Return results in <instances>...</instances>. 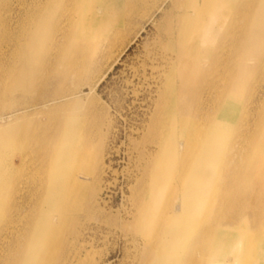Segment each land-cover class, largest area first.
Returning <instances> with one entry per match:
<instances>
[{
  "label": "bare ground",
  "instance_id": "obj_1",
  "mask_svg": "<svg viewBox=\"0 0 264 264\" xmlns=\"http://www.w3.org/2000/svg\"><path fill=\"white\" fill-rule=\"evenodd\" d=\"M121 2L59 0L62 9L52 40L42 47L38 34L46 13L55 9L54 0H0V264H72L79 259L78 249H64L61 233L74 220L71 212L88 214L94 208L89 197L95 192L97 158L84 121L72 113L79 109L72 101L81 84L90 86L82 77L93 70L99 37L109 46V22ZM235 3L189 0L176 16L178 41L208 45L181 49L179 55L188 63L174 70L168 84V116L185 117L192 127L179 148L182 156L173 155L175 147L168 143L150 177L151 190L159 173L174 165L171 193L176 203L172 214L160 219L154 238L146 241L160 255L153 260L144 256L140 264H264V107L252 108L255 85L261 84L264 71V54L258 59L264 52V13L261 0H247L242 7ZM222 9L242 13L244 31L231 43V63L216 59L223 63L224 75L211 82L205 79L215 74L214 61L202 69L199 60L214 39L212 27L223 22L216 15ZM189 11L193 13L184 14ZM70 27L77 28L83 40L66 58L60 41ZM253 59L258 62L250 68ZM53 84L55 91L46 97ZM201 90L208 92L203 109L180 110L183 97L196 98ZM252 112L256 118L251 131ZM39 116L44 122L36 119ZM15 153L19 157L14 166L7 155ZM32 159L39 162L42 175L31 194L28 178L19 180L18 172ZM154 196H162L159 188ZM150 204H155L154 197L145 211L138 210L136 220H151ZM16 216L24 219L19 228Z\"/></svg>",
  "mask_w": 264,
  "mask_h": 264
},
{
  "label": "rangeland",
  "instance_id": "obj_2",
  "mask_svg": "<svg viewBox=\"0 0 264 264\" xmlns=\"http://www.w3.org/2000/svg\"><path fill=\"white\" fill-rule=\"evenodd\" d=\"M140 1L138 4L137 0H132L127 6L126 0H122L120 7L118 5V10L109 22L111 42L108 46L104 38L99 37L100 45L95 52L93 70L88 76L82 77V82L90 86L81 84L78 94L71 100L78 103L79 109L72 113L84 121L90 148L92 151L96 149L97 158V170L93 177L95 192L89 197V204L94 208L88 214L79 209L71 212L74 220L70 226H64L61 233L64 249H78L80 252L79 259L72 264H140L144 256H148L147 259L151 256L153 260L156 254L160 255V250L151 251L153 245L147 246L146 241L154 238L160 219L165 214H172V207L176 203L171 193V180L176 174L174 165L159 173L157 185L150 190V177L166 145L171 143L175 147L173 155L182 156L179 148L183 146L185 132L192 127V122L185 117L178 114L168 116V84L171 75L174 76V70L188 63L186 56L179 55L180 50L188 47L201 49L208 44L199 47L196 41H178L181 27L176 16L180 15L179 11H185L189 0ZM28 2L23 0L25 4ZM54 3L55 9L46 13L38 34V42L42 47L51 42L61 14L59 0H54ZM220 12L216 15L222 17L223 22L217 21L212 27L214 39L204 49L208 54L199 60L202 69L214 61L215 74L205 79L209 81L212 78L211 82L218 80L219 75H224L223 63L220 64L216 59L220 61L225 58L230 64L234 50L231 43L240 39L244 31L242 13L230 9ZM192 13L189 11L184 14ZM231 22L236 23L230 26ZM116 33L119 37L115 40L113 36ZM228 34L232 38L226 37ZM61 37L60 45L65 48L66 58H70L76 45L83 40V35L77 28L70 27ZM263 54L262 51L258 59ZM59 55L63 57L62 52ZM258 59H253L249 67L254 68ZM261 74L262 82L255 85L252 108L264 107V71ZM248 88L251 85L248 84ZM64 89L67 91L68 86ZM54 91L53 84L44 95L51 96ZM207 98L208 92L201 90L196 98L183 97L179 101V108L190 112L203 109ZM251 114L252 131L256 117L255 113ZM194 116L199 122V114ZM35 118L30 117V120ZM36 119L44 122L43 117ZM18 157L16 153L12 157L7 155V160L10 159L15 166ZM39 168V162L32 159L18 172L19 180L28 178L29 184L25 186L31 194L36 191L42 175ZM218 176L216 172L212 179L215 181ZM157 188L162 192L159 198L154 196ZM153 197L155 204H150L154 209L151 220H136L138 210L145 211ZM17 218L13 219L15 227L19 228L24 219L22 216ZM199 220L197 222H201V216ZM237 235L241 239L253 241L250 236ZM190 243L189 239L184 247Z\"/></svg>",
  "mask_w": 264,
  "mask_h": 264
},
{
  "label": "snow or ice",
  "instance_id": "obj_3",
  "mask_svg": "<svg viewBox=\"0 0 264 264\" xmlns=\"http://www.w3.org/2000/svg\"><path fill=\"white\" fill-rule=\"evenodd\" d=\"M247 3V0H236L235 6L242 7ZM261 12L264 13V0H261L260 4Z\"/></svg>",
  "mask_w": 264,
  "mask_h": 264
}]
</instances>
